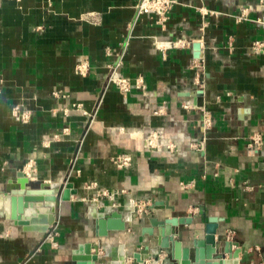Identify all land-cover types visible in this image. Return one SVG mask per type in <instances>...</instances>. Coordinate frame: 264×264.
I'll return each instance as SVG.
<instances>
[{"label":"crops","instance_id":"0c3cea01","mask_svg":"<svg viewBox=\"0 0 264 264\" xmlns=\"http://www.w3.org/2000/svg\"><path fill=\"white\" fill-rule=\"evenodd\" d=\"M140 1L0 0V192L19 170L77 189L56 217V246L44 240L53 226L25 231L0 210V264L71 263L94 241L87 200L127 221L138 208L103 238L106 262L120 243L153 246L137 219L154 214L191 215L179 228L196 237L209 222L231 230L240 261L264 264V51L252 48L264 0H175L162 21ZM112 73L138 85L123 95ZM186 92L203 105L183 103Z\"/></svg>","mask_w":264,"mask_h":264},{"label":"water","instance_id":"95a60500","mask_svg":"<svg viewBox=\"0 0 264 264\" xmlns=\"http://www.w3.org/2000/svg\"><path fill=\"white\" fill-rule=\"evenodd\" d=\"M192 49L193 57L199 58V43L193 42ZM200 94L184 93L183 103L202 106ZM76 193L77 189L70 182L57 185L29 181L19 170L15 184L0 192V210L5 219L20 225L23 230L46 233L56 224L57 215L69 213L71 195ZM83 214L85 228L91 231L94 241L78 243L70 252L69 264H244L239 259L241 249L238 244L217 231L215 223H206L202 236L196 237L194 230L184 234L179 228L182 224L191 223V215L158 218L154 214L137 219L141 224V236H150L154 245L150 247L146 243L142 248L127 253L124 244L120 243L113 257L106 262L103 257L111 252L104 253L109 248L103 238L109 233L125 230L130 221L122 212L101 210L90 200L83 202Z\"/></svg>","mask_w":264,"mask_h":264},{"label":"built area","instance_id":"2783aa9c","mask_svg":"<svg viewBox=\"0 0 264 264\" xmlns=\"http://www.w3.org/2000/svg\"><path fill=\"white\" fill-rule=\"evenodd\" d=\"M175 0H142L140 4V9L141 10H146V9H151L155 8L156 12L160 15L159 20L162 21L165 19V11L167 7L171 5ZM252 48L254 51H264V40H257L252 42ZM195 64V63H194ZM197 65V64H196ZM84 67L83 65H80V71H82ZM110 80L115 83V85L118 87L119 91L125 95L132 86L138 85V81L135 84L134 81H132L130 78L127 77H122L118 76L116 74H113L110 76ZM14 116L16 119H20L24 121L25 119L28 118V115L24 111H20L18 107L13 108ZM249 146L252 144H259L260 143V137L259 136H253L250 139ZM130 157L127 154H121L116 157L115 162L120 165V166H127L129 163ZM91 185H87L86 187L89 188ZM100 193L103 195H107V190L105 189H100ZM55 227H52V229L48 232V234L45 236V241L49 242L51 246H56L57 245V240L55 236L57 235V232L55 231ZM233 231L229 230L227 233V236L232 235Z\"/></svg>","mask_w":264,"mask_h":264},{"label":"rangeland","instance_id":"374dc122","mask_svg":"<svg viewBox=\"0 0 264 264\" xmlns=\"http://www.w3.org/2000/svg\"><path fill=\"white\" fill-rule=\"evenodd\" d=\"M141 2H142V0L140 1V4H141ZM150 10H152V11H155L156 12V10H155V8L153 7V8H151ZM133 26V25H132ZM254 42V41H253ZM195 63V64H194ZM194 63H193V66L195 67V69H200L201 68V65H202V63H200L199 61H194ZM197 64V65H196ZM113 70H111V72H112ZM149 141H151L150 139H149ZM117 164V163H116ZM118 165V164H117ZM120 166V165H119ZM121 167H124V166H121ZM106 190V189H105ZM135 209H138V208H133V209H131L132 210V212H133V215H135ZM133 215H130V217L132 216V218H130V222H131V220L133 219ZM135 216H138V215H135ZM55 225H53V227H54ZM55 231L57 232V230H56V228H55ZM44 240H45V237H44Z\"/></svg>","mask_w":264,"mask_h":264},{"label":"bare ground","instance_id":"6f19581e","mask_svg":"<svg viewBox=\"0 0 264 264\" xmlns=\"http://www.w3.org/2000/svg\"><path fill=\"white\" fill-rule=\"evenodd\" d=\"M172 44H174V45H178L179 43H177V42H174V43H172ZM108 253V249H106L105 251H104V253Z\"/></svg>","mask_w":264,"mask_h":264}]
</instances>
